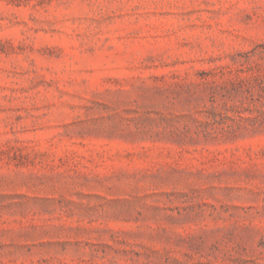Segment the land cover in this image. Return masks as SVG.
<instances>
[{
  "label": "rangeland",
  "instance_id": "374dc122",
  "mask_svg": "<svg viewBox=\"0 0 264 264\" xmlns=\"http://www.w3.org/2000/svg\"><path fill=\"white\" fill-rule=\"evenodd\" d=\"M0 264H264V0H0Z\"/></svg>",
  "mask_w": 264,
  "mask_h": 264
}]
</instances>
